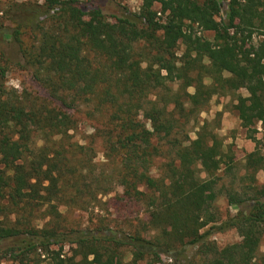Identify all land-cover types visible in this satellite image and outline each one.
I'll list each match as a JSON object with an SVG mask.
<instances>
[{"label": "trees", "instance_id": "16d2710c", "mask_svg": "<svg viewBox=\"0 0 264 264\" xmlns=\"http://www.w3.org/2000/svg\"><path fill=\"white\" fill-rule=\"evenodd\" d=\"M224 2L226 18L220 15ZM26 5L32 21L10 35L50 100L0 92V264H32L29 257L38 252L51 264H118L124 248L135 264H159L162 256L180 260L189 247L206 256L197 264H254L264 236V189L250 186L257 193L252 199L228 189V205L237 214L221 220L214 202L225 165L217 134L222 113L201 121L195 140L185 128L215 96L240 90L248 93L236 97L243 124L264 128V0H146L139 13L114 22L79 0ZM187 23L213 39L189 31ZM26 26L38 34L37 47L22 41ZM80 108L97 125L85 143L75 139L79 120L66 111ZM158 159L160 176L154 177ZM248 160L247 169L264 171L259 149ZM117 186L150 208L149 238L102 229L69 232L59 220L35 225L47 206L66 202L87 210ZM249 200L254 205L245 206ZM230 229L239 232L240 243L218 249L208 241ZM64 244L75 245L72 256L63 255Z\"/></svg>", "mask_w": 264, "mask_h": 264}, {"label": "rangeland", "instance_id": "374dc122", "mask_svg": "<svg viewBox=\"0 0 264 264\" xmlns=\"http://www.w3.org/2000/svg\"><path fill=\"white\" fill-rule=\"evenodd\" d=\"M146 0H79L80 5L86 10L91 7H99L107 20L114 22L116 18L126 16L129 13H139L144 6ZM42 4L43 0H0V92L5 97H14L24 93L30 99H38L39 101L49 99L48 91L34 77L35 68L26 63L20 44L14 37H11V30L19 24L30 22L33 19L29 8L26 4ZM154 9L160 11V4L155 3ZM27 10V11H25ZM227 4L223 3L221 17L226 18ZM159 19H164L162 14L158 15ZM87 22L91 21L89 16L85 17ZM189 31L196 33L200 37L212 40L213 33L204 32L198 24H189ZM21 39L28 47H37V33L31 28H22ZM10 35V37H9ZM184 47L180 45L178 56H181ZM210 83L209 79L205 80ZM173 89H178L179 84L171 85ZM190 93L194 90L190 88ZM248 96L246 90H240L236 94L230 93L225 96H215L206 112H203L197 121H191L185 128L188 137L191 140L196 139L198 127L203 120H212L217 113H222L220 118V126L217 134L223 140L224 163L221 171L218 173L220 181L217 184L218 196L214 202V208L221 220H225L229 214L236 215L237 210L228 205L226 191L234 187L238 192L246 198L251 199L257 195L256 191L248 190L250 186L256 187L257 190L264 189V171H253L248 167V155L260 150L264 155V128L261 123L256 122L251 128L243 124L239 111L235 108L237 105L236 97ZM50 100V99H49ZM55 104L59 105L58 102ZM81 111L66 110L69 114L74 115L79 120V126L75 134V139L81 143L89 141L90 135L95 133V122L87 120L85 109ZM150 128V122L145 121ZM199 123V124H198ZM73 134V132H71ZM97 151V162L103 161L104 150L101 141H95ZM163 159H158L156 166L152 169L154 177L160 176V164ZM228 167V168H227ZM205 177V174L202 175ZM264 202V198L261 199ZM254 205V200H249L245 206ZM150 208L143 202L135 201L124 197V190L117 186L115 190L105 197L100 198V202L95 207L87 210L80 208L76 204L70 203H54L53 206H47L41 209L35 225L40 229L49 226L52 222L59 220L60 228L66 231H84L102 229L107 234L110 232L121 235L138 234L142 237L149 238L154 234L147 222L149 221ZM217 246L218 249L236 243H240L242 238L236 229H230L225 232L214 233L209 240ZM4 246H8L5 244ZM59 245L58 247H61ZM53 247L52 249H56ZM75 245L64 244L63 255L72 256ZM40 256H30L29 260L32 264H51L49 256L38 252ZM123 255L118 260V264H135V257L132 255L130 248L122 250ZM42 254V255H41ZM206 256L198 250L197 247H189L186 254L180 259L175 260L171 256H162L159 264H197L202 262ZM3 264H19L18 262L3 260ZM137 264H147V261H139ZM254 264H264V236L261 242L260 250Z\"/></svg>", "mask_w": 264, "mask_h": 264}, {"label": "built area", "instance_id": "2783aa9c", "mask_svg": "<svg viewBox=\"0 0 264 264\" xmlns=\"http://www.w3.org/2000/svg\"><path fill=\"white\" fill-rule=\"evenodd\" d=\"M159 15H160V13H159Z\"/></svg>", "mask_w": 264, "mask_h": 264}]
</instances>
